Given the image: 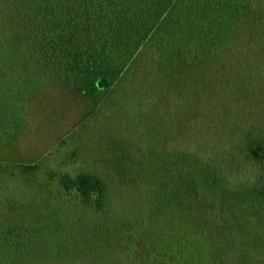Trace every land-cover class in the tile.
<instances>
[{
  "label": "trees",
  "instance_id": "obj_1",
  "mask_svg": "<svg viewBox=\"0 0 264 264\" xmlns=\"http://www.w3.org/2000/svg\"><path fill=\"white\" fill-rule=\"evenodd\" d=\"M254 4L249 0H1L6 9L0 12V141L12 139L25 127L30 99L45 89L67 90L97 101L109 96L113 103L121 93L143 108L151 97L165 98L172 92L176 103L191 98L199 88L188 81L190 75L204 73L218 51L237 48V24L246 22L248 13L261 11ZM261 23L260 19L255 25ZM127 80L130 84H124ZM247 138L245 149L257 166L255 176L223 184L218 170L212 172L202 164L199 178L195 173L185 176L195 194H187L188 187L184 193L178 191L177 183L174 192L161 189L150 200L158 204L160 226L152 228L159 232L154 234L156 249L147 262L208 263L211 249L206 237L220 201L253 204L264 220V139ZM3 163L10 165L8 170L0 169V264H39L52 253L49 244L54 238L66 239L63 229L65 234L48 241L49 232L70 223L56 221L55 210L46 213L43 204H33L37 161L12 163L0 158ZM59 180L66 190L75 189L85 205H105L108 185L102 176L63 173ZM207 186L215 189L207 192ZM91 246L95 253L97 245Z\"/></svg>",
  "mask_w": 264,
  "mask_h": 264
},
{
  "label": "rangeland",
  "instance_id": "obj_2",
  "mask_svg": "<svg viewBox=\"0 0 264 264\" xmlns=\"http://www.w3.org/2000/svg\"><path fill=\"white\" fill-rule=\"evenodd\" d=\"M249 1L253 7L257 2L261 11L248 13L247 21L237 24V48L218 51L204 73L190 75L188 81L199 88L191 98L176 103L173 89L165 98L151 97L143 108L121 93L113 103L109 96L97 101L45 89L30 99L25 127L0 141V158L37 161L33 204H43L46 213L55 210L56 221L70 223L51 228L48 241L65 234L63 229L66 239L54 238L52 253L39 264H161L146 258L156 249L153 240L159 230L152 228L160 226L158 204L150 200L161 189L172 193L180 183L178 191L188 187L186 193L195 194L185 176L195 173L199 178L202 164L218 170L223 184L255 176L257 166L245 144L247 135L264 139V0ZM5 9L0 6V12ZM260 19L261 25H255ZM7 165L0 164V169L8 170ZM81 172L104 178L108 186L102 207L85 205L75 189L61 185V174ZM217 209L206 237L211 252L204 264H264L260 211L239 199L220 201ZM93 243L95 253L90 250Z\"/></svg>",
  "mask_w": 264,
  "mask_h": 264
}]
</instances>
